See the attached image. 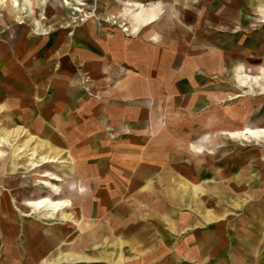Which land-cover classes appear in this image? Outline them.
Here are the masks:
<instances>
[{
	"label": "rangeland",
	"instance_id": "374dc122",
	"mask_svg": "<svg viewBox=\"0 0 264 264\" xmlns=\"http://www.w3.org/2000/svg\"><path fill=\"white\" fill-rule=\"evenodd\" d=\"M61 1L66 0H30V4L20 0V11L12 8L9 2L0 4V58L5 55L7 63L4 62L3 71L0 70V135L3 136L10 129L21 133L18 138L14 135L12 145L0 144V201L5 200L9 211L19 217L20 222L14 224L16 227L25 230L27 225H34L35 231L45 229V233L50 232L45 235L48 241L54 235L58 238L48 243L52 257L58 251H68L74 245L75 240L83 234L79 226L86 227L90 218L102 226L105 222L108 224V214L101 212L102 206L118 212L123 194H126L124 190H128L126 185L133 181L132 161L138 149L144 161L141 164L144 174L158 171L159 176V171H166V165L172 160L173 171L178 173L174 178L176 181L173 185L168 181L161 183L160 190L173 188L177 191V199L169 200L163 192L159 194V199L155 198L157 221L152 223V227H157V230L151 228L147 231L149 223L145 222L137 232L139 238L133 241L137 248L124 255L127 259L125 264H170L168 254H159L153 260L141 259L146 250L151 251L152 245H155V249L160 242L170 244L167 226L170 210L178 209L180 214L191 211L188 207L179 206L183 194L180 182L201 185L206 190L199 200L204 203L203 206L199 205L201 208H212L206 202L219 197L218 184L224 185L226 199H232L234 194L240 199L264 198V145H244L219 135L222 130L226 133L240 131L245 125L264 129V95L250 91L252 85L254 88L257 84L264 86V0H81V13L72 9L79 5L74 0H67L72 7L64 9L59 8ZM128 2L145 6L159 2L164 6V12L160 18L158 16L157 22L144 28L138 36H124L127 34L123 33L114 39L116 31H120L119 25L104 23L96 16L118 13ZM45 10L46 16L43 13ZM91 12L93 16L82 22L80 15ZM122 17L127 26L128 23L138 22L137 18H130L129 15ZM59 18L62 25L66 23L65 28L69 29H58ZM72 18L77 21V27L71 29L74 25L71 24ZM95 25H100L98 30L103 31L102 36L99 37L97 29L86 32L87 28ZM152 34H157L156 43L149 41ZM142 56L145 60H142ZM43 60L45 66L41 67ZM59 62H63L64 67H68L70 62L77 64L72 67L71 74L69 69L63 68L66 76L70 75L83 83V79L91 75L96 87L99 79H102L104 86L117 90L100 97L94 90L88 91L87 99L97 100V97V104L87 107L89 111L86 113L76 107L80 114H84V121L91 123L90 127L94 128L91 133L97 134V137L83 136L75 140L71 136L73 134L69 133L71 139L66 141V131L62 129L57 140L63 149V158L70 156L71 161L62 159L64 163L57 165L58 168L53 165L33 168L27 160L28 154L34 149L39 155L48 154L43 144L46 146L49 141L42 132L45 129L55 133L57 129L56 115L51 109L42 110V76L46 70L50 74L47 82H51L49 98L52 101L57 98L54 94L59 86L57 74L62 70L58 69ZM153 65L155 73L152 77L147 69ZM238 77H243L252 85L242 89ZM249 78L254 81H249ZM68 87L72 89V85ZM81 89H84L83 85ZM25 92L28 102L20 106L18 101L23 99ZM236 94L241 96L229 100V95ZM67 95L65 98L68 97L69 102L74 100V105L87 96L79 93L76 99L72 91L71 95ZM152 95L154 99L157 98L153 104L149 103ZM216 98L224 102L216 104ZM11 101L16 104L14 108L10 106ZM134 101L139 105H134ZM69 105L63 108V112L73 108L72 103ZM43 118L46 119V122L43 121L45 127H40ZM51 120L53 125L48 126ZM69 130L74 129L71 126ZM111 132H114V137L110 136ZM203 135H209L211 143L208 148L214 150L212 153L194 155L188 150V145ZM25 144L27 148L20 152L19 149ZM123 153L129 157L122 159ZM94 154L98 157L103 154V161L98 163V157ZM111 156L113 158L108 162L106 157ZM123 160L131 165V168L124 167L129 172L126 179L121 175L120 161ZM68 167L74 171L78 167L84 175L80 179L75 172L71 173V180L82 188L78 192L81 198L70 197L72 205L68 203L64 210L53 217H42V214L52 213L44 208L39 211L25 205L43 199L52 200L59 195L67 196L66 191L59 190V186L63 188L67 181L60 182L54 176L57 177L59 171ZM89 170L92 176H85V171ZM251 194L254 196L250 197ZM100 196L111 199L110 202L114 199L115 202L110 204L105 199L100 204ZM127 198L131 200L130 195ZM127 209L131 223L130 217L137 210L131 203ZM246 210L245 207L229 205L221 211H226L224 215L232 218L235 213L244 214ZM141 211L146 213L145 209ZM166 212L165 223L161 215ZM61 213L73 214L70 216L72 221L68 219L62 222ZM226 217L223 216V220ZM0 220L7 221L1 216ZM124 223V219H119L110 222V226L115 230L114 237L131 246L133 234L127 233L126 227L127 236L122 233L121 225ZM22 235V232L13 236L5 233L2 238L0 236V247L6 244L9 248L13 247L11 242L4 241L8 238L19 249L18 253L23 252L26 239ZM110 239L108 234L103 233L99 248L85 249L87 255L99 258L100 262L91 264H112L106 259L116 258L120 254L119 248L110 245ZM3 250L4 247L2 253ZM4 256L7 257L4 253L0 255V264L5 260ZM16 262L24 264V256L16 258Z\"/></svg>",
	"mask_w": 264,
	"mask_h": 264
},
{
	"label": "crops",
	"instance_id": "0c3cea01",
	"mask_svg": "<svg viewBox=\"0 0 264 264\" xmlns=\"http://www.w3.org/2000/svg\"><path fill=\"white\" fill-rule=\"evenodd\" d=\"M28 4H30V2ZM152 4H154V11L157 14V19L154 22H151V23L146 22L144 19H141V16L139 14V18L137 17L138 22L137 23H128V26H127V23L123 22V18H121V19L119 18V20H120L121 24H123V26L117 24V25H119L120 31H116L115 37L119 34L121 36L123 33L127 34V35L124 34V36L130 35V37H136L139 35V33L144 28H147L145 26H149V25H152L153 23L157 22L159 20L160 16L164 12V6L159 2L152 3ZM43 13L47 14V10H45ZM138 13H140V11ZM106 15H113V16H120L121 17V16L126 15V13H125V9H123V10L119 11L118 13H114V14L108 13V14H105V16ZM170 15L172 16V14H170ZM158 16H159V18H158ZM101 20L104 23H110L111 25H113V24L116 25V23H113V22H110V21H107L104 19H100V21ZM0 24H2V22H0ZM64 24L66 25V23H64ZM61 25H62V23H61V20L59 18L58 29H68V28H65V25L62 28ZM44 26L45 25L43 23V27ZM126 26L129 30L124 31V28H126ZM76 27L77 26L74 24L70 28L72 29V28H76ZM98 27L100 28V25H95L94 27L87 28L86 32H93L96 29H98ZM98 32H100L99 37L104 34L102 30H98ZM152 35H154V36H152ZM152 35L150 36L149 41H151L152 43H156L157 34H152ZM43 36H46V35L43 34ZM115 37H114V39H115ZM154 37H155V39H154ZM54 40L57 41L55 38H54ZM116 49H118V48H116ZM4 56L5 55H2V57L0 58V70H2V71H3L2 65L4 64V62L6 60V59H4ZM142 60H145L143 56H142ZM135 61H137V60H135ZM25 62H26V60H25ZM44 62H45V60L42 61L41 67L45 66ZM63 65H64L63 62L58 63V67H59L58 69L59 70L62 69V70H61V72L58 70L59 73L57 74L58 79H59L58 80L59 86L57 87V91L54 92V94L57 95V98H55L56 101H55V99H52V101H51L49 98V95H50V92H49L50 86L49 85H50V83L47 82V80H49L50 74L48 73L47 70L43 72V76H42L43 85L42 86H43L44 91L42 93V95H43L42 110L51 109V112L54 115H56L55 126H57V129H55V131H54L55 133L47 131L45 129L42 133H43V135L47 136V141H49V143H47L46 146H45V144H43L44 147H46L49 150L48 151L49 154L52 153V155H53V151L50 148H52V145H56L58 148V150H57L58 154H59L58 157L61 159H64V160L67 159L68 161H71L69 159L70 158L69 155H68L69 158H66V159L62 157L63 156V149L60 148V145H59L60 143L57 140L58 133H61V130L64 129V131H66V135H65V137H67V138H65L66 141H69L71 139V136H73L74 139L75 138L77 139L78 137L82 138L83 136L84 137H86V136L92 137L93 136L94 138L97 137V134L91 133L92 130L94 129V128L90 127L91 123L85 122L84 121V119H85L84 114H80V110L82 112L86 113L87 111H89L87 109V107H89V106L92 107L91 105H95L98 102L97 97H96L97 100H95V98L94 99L93 98L87 99L89 96V95H87V92L88 91L92 92V90H94V93H96L98 95V97H100L103 94H110L111 92H114L117 89H115L114 87L111 88L109 86H104L102 79H99L100 80V82L98 83L99 88L96 87L95 84L93 85V83H95V82L91 81V79H94V77H91V75L89 78L83 79V83L81 80H76L70 75L66 76V75H64L66 73H64L65 70H63V68L69 69V71H70L69 74H71L72 67H75L74 65H77V64H75V63L73 64L72 62H70L68 67H64ZM151 67L152 68L147 69V71H148V75L153 77L154 73H155V68H154L155 66L153 65ZM25 69H29V67H26ZM107 81H108V79H107ZM107 81H106V83H107ZM62 82L64 83V85L62 84ZM68 85H70V86L72 85V89H70L68 87ZM82 85L84 86V89H81ZM71 91H72V93L73 92L75 93L76 99H77V95L79 93H80V95H81V93H84L87 96L85 98H83V101L81 103L78 101V104L74 105V100L69 102V99H67L68 97L65 98V96H68L67 94L71 95ZM75 91H77V92H75ZM97 91H99V92H97ZM45 95L48 96L47 100H46ZM22 97H23V99L18 101V103H20V106H23V104H25V102H28L26 92H25V94H22ZM48 100H49V102H48ZM156 100H157V98L155 97V99H154V96L152 95L150 97L149 103L153 104ZM216 100L218 101V102H216V104H222L224 102L222 99L216 98ZM105 101H107V100H105ZM70 103L73 104V108H67V112H63V108L70 106L69 105ZM51 104H53L54 106L51 107ZM133 104L139 105L136 101H134ZM15 105L16 104L11 101V104H10L11 108H14ZM76 107H79L80 110L77 111ZM91 109L92 108H90V110ZM138 109H139V107H138ZM43 121L46 122V119H44V118L41 119L40 127L41 126L45 127V125L43 124ZM160 121H161V119H159V122ZM33 125H36V124H33ZM52 125H53V122L51 120L48 123V126H52ZM38 126H39V124H38ZM71 126L74 129L72 131L69 130ZM244 128H252V127L245 125L243 128L240 129V131H242ZM253 128H256V127H253ZM121 130L125 131L126 133L128 132L127 129H124V128H121ZM240 131L239 130L238 131H230V133H237ZM69 133L73 134V135L70 136ZM228 133L229 132L226 133V131L222 130L219 132V135L224 137L227 140L237 141L238 143H241V144L244 143V145H247V144H254V145L262 144V145H264V140H262V141L258 140L257 141L256 139H253V138H246V139L232 138L229 135H227ZM110 136L114 137L115 136L114 132L113 133L111 132ZM262 138H264V137H262ZM75 140H74V143H76ZM210 143H211V139L209 138V135H203L196 142H191L188 145V150L191 153H193L194 155H200L203 153H212L213 152L212 150H214V149L211 150V148H208V144H210ZM90 145L92 146V143ZM93 156L98 157V155H95V154ZM103 157H104V155L101 154L97 158V162L101 163L104 159ZM126 157L128 158L129 155H126L124 153L121 155L122 159H125ZM106 158H107V161L109 162V160H112L113 157L111 156L110 158H108V157H106ZM133 158H134L132 161V166H133V170H134V171H132L133 181L131 183H127L128 186L126 185L128 190H126V189L124 190L126 192V194H123V199L121 201V207L118 210V212L111 210L107 206H102L101 212H107V214H108V215H106L107 219L105 218L108 224L106 225V222H105L104 223L105 225L102 226L100 223H96V221H94V219L90 218V221H89V223H87L86 227L79 226V230L82 231L83 234H82V236H80V238H77L75 240V242L78 244H76L74 242V245H72L71 249H69L68 251H61L60 250L61 252L58 251L57 252L58 254L56 253V255L52 256V257H51V255H49V250L51 248H50V244L48 245V243L55 242L58 240V238L54 235L53 239L49 242L45 236L46 234H49V233H45L46 231L44 228H43L44 230L35 231L36 226H34V225H30V227L27 225L25 230H22V228L19 226L16 227L14 224L20 222L19 217L15 216L12 212L9 211V208L7 206L6 201L2 199L0 201V207H2V209H0V216L2 218H5L7 221L3 222L0 220V223H1L0 224V236H1V238L4 236L5 233H9L10 235L13 236L14 233L16 234V233L22 232V234H23L22 236L26 240H24L25 247L22 248L23 252L18 253L19 249L17 250L16 245L13 242V240L12 239L9 240L8 238H5L4 241L6 240V242H11L13 247L9 248V247H7V244L0 247V255H2L3 253H4V255H7V257L4 256L5 260L1 264H18L16 262V258L18 259L19 256H24V261H25L24 264H49L50 262H51L50 264H64L63 263V256L66 254L73 255L75 258H80L79 260H76V261L74 260V262L68 263V264H78V263L91 264V263H94V261L96 263H98V262H100V261H98L99 258L89 256L84 251H85V249H91V248L97 249V248H99L102 245L101 244L102 242L100 241V239H101V236L103 233H106L111 237V239L109 241L110 245H113V246L115 245L120 250V254L117 255L116 258L106 259V262L109 260L112 264H125L127 259L124 258V255L131 253L133 251V249L137 248V246L136 247L134 246L136 243H134L133 241H137V239L139 238L137 232L139 231L140 227L145 222L148 221L149 225L147 224L148 226H147L146 230L149 231L151 228H152V230H157V227H155V226L152 227V223H156V221H157L156 220L157 215H155V212L158 209H156L157 207H155L156 205L154 204L155 198L159 199L158 195L161 194V192H163L164 197H167L170 200H173L174 198L177 199V197H176L177 191L173 190V188L167 187V188H165L166 190L165 189L160 190V188H161L160 184L161 183H165L166 181H168V182L172 183V185H173V183L176 181L174 178H175V176H177L178 173L173 171V169H175V168L173 167L172 160L169 161L168 164L166 165L167 166L165 168L166 171H163V169L160 170L159 176H158V173H157L158 171L153 172V173L152 172H149V173L146 172V174H144L142 172L141 164L144 161L142 159L143 157L141 156V150L140 149H138V151H136V156ZM107 161L105 163H107ZM120 162L122 165L121 175L124 179H126V175L128 176L129 172L124 170V167L131 168V165H129V163L127 164L128 161L123 160ZM76 170H78V172ZM59 172L60 173L57 176L59 178L58 181H60V182H66L67 181L63 188L59 186V190L60 191H62V190L66 191L68 195L67 196L66 195H59L58 197H54V199H52V200H58V201L64 200V201L69 202L72 205L71 198L74 196L81 198L78 196V192L81 191L82 188H81V186L78 185L77 182H74L71 180V173L77 172V177L80 179H82L84 177V175L82 174V171L80 169H78V167L75 169V171L72 167H68L65 170L59 171ZM219 173H222V172H219ZM84 174H85V176H88V175L92 176L91 170H89V172L85 171ZM180 184L182 185L183 194L180 197L179 201L181 202V204H179V206L188 207V209H190L191 211L190 212H183L180 214L178 209L170 210V212H168L169 217H170V222L168 225L166 224L167 226H169L168 228L170 231V233H169L170 235L168 237L170 239V244L166 245L165 243L160 242L158 247L155 249H154L155 245H152L150 247L151 251L148 252L146 250L144 252L145 255L142 256L143 258L141 260H143V261L153 260V259H156L157 255H159V254H168V255H170V264H264V198L240 199V198L234 197V196H236L234 194L232 199H226L224 196L225 191H226L224 185L218 184L219 187L217 190V197L219 196L220 198L218 197V198H213L211 200L210 199L207 200L206 204H207V206H211L212 207L211 209H208L207 207L205 208V206L203 208H201L199 205L202 204V201L199 202V200H201L200 197L205 194L206 190L201 185H195L192 183H188L186 181L180 182ZM235 188L237 189L238 187L235 186ZM212 190H213V188H212ZM151 193H153V194H151ZM73 194H75V195H73ZM252 194L249 196L250 197L254 196ZM128 195L131 196V198H130L131 200H128V198H127ZM135 196H137V197H135ZM133 197H135V198H133ZM193 198L195 199V201L193 200ZM99 199L100 200L102 199L100 201V204L102 202H105V199H106V202L110 203V204H114V202H115L114 199L112 200V202H110L111 199L109 200V199H107V197L103 198V196H100ZM185 202H189V204L187 205ZM129 203H131L133 208H135L137 210V213L134 214L135 213L134 212L132 215V218L130 217L131 223H129V218L127 215L128 214L127 208H128ZM177 204L178 203H176V205ZM193 204H194V206L192 207ZM203 204H202V206H203ZM229 205L233 206L235 208L236 207H245V208H247V210L244 212V214L235 213V215L232 218L226 217V216H228V215H224L226 211H221V210L223 207L229 206ZM93 207H94V205L91 208H93ZM258 207H260V209H256ZM3 208H5V210H3ZM141 209H145L146 213L144 214V213H142V211L139 212ZM112 211L114 212V214L110 215L111 214L110 212H112ZM3 213H5V214H3ZM8 214H10V215H8ZM67 215H69V217H70L73 214L72 215L67 214ZM114 215H117V216L114 217ZM221 215L225 216L226 220H223V217ZM123 216L124 217L126 216L127 218H124ZM161 217L164 221L165 220L164 218L167 217V212L164 215H161ZM141 218L142 219L144 218L146 220L140 221L139 219H141ZM69 219H71V218H69ZM119 219H124V220L126 219L125 223L121 225L122 233L124 232V235L127 236L126 231H125V227H126V230H128L127 233L132 232V234H133L131 246L129 244H125L124 241L121 240L119 237L114 238V231L115 230L113 228H111L110 221L111 222L118 221ZM63 221H66V220H62V222ZM71 221H72V219H71ZM73 222H76V221L73 220ZM109 227H110V229H109ZM145 227H146V225H145ZM110 230H112V231H110ZM111 232H112V234H111ZM84 239H86V240H84ZM91 243H93V244H91ZM3 244H5V243H3ZM106 244H108V243H106ZM103 245H105V243ZM3 247H4V250L2 253ZM44 252H46V253H44ZM154 253H155V255H154ZM150 254H152V256ZM82 258H88L91 260H90V262H87L86 260H83ZM145 258H147V259H145ZM102 259H105V258H102Z\"/></svg>",
	"mask_w": 264,
	"mask_h": 264
},
{
	"label": "bare ground",
	"instance_id": "6f19581e",
	"mask_svg": "<svg viewBox=\"0 0 264 264\" xmlns=\"http://www.w3.org/2000/svg\"><path fill=\"white\" fill-rule=\"evenodd\" d=\"M77 4V7H73L72 9L77 12V13H81L82 10L80 8L81 6V0H74ZM6 2H9L11 4V7L14 8L16 11H20V0H0V4L2 5L3 3H6ZM26 3H29L30 0H25ZM127 6L124 7L125 9V13L126 15H129L130 18H139V14L141 16V19H144L146 22L148 23H151V22H154L156 19H157V14L155 13L154 11V4H150V5H142L140 3H137V2H128L126 3ZM259 4V3H258ZM46 6V5H45ZM68 6H71L69 4V2L66 0V1H61L59 2V8H62L64 9L65 7L67 8ZM72 7V6H71ZM133 8H136L135 10ZM140 11V13H138ZM39 12V11H38ZM9 13V12H8ZM6 15V14H5ZM46 16V14H45ZM93 16L92 12L91 13H88V14H83V15H80V17H83L82 19V22L83 21H86L87 19L91 18ZM98 17L99 19H104V20H107V21H110V22H113V23H116V24H119L121 26H123V24H121V22L119 21V18H123L122 16H113V15H104V16H96ZM46 18V17H45ZM34 20V19H33ZM130 20V19H129ZM37 21V19H36ZM128 21V20H127ZM14 22V21H13ZM79 23V22H78ZM71 24H77V21H74V19L72 18L71 19ZM154 24V23H153ZM65 24H63L62 26H64ZM29 26V25H28ZM150 26V25H149ZM119 27V26H118ZM147 27V26H145ZM35 28V27H34ZM69 29V28H68ZM125 30H127L126 28H124ZM98 30V29H97ZM26 33V32H25ZM122 34V33H121ZM120 35V34H119ZM130 36V35H129ZM154 36V35H152ZM115 37V36H114ZM155 39V37H154ZM43 70V69H42ZM22 71V70H21ZM63 73V72H62ZM65 73V72H64ZM142 73V72H140ZM35 75V74H34ZM49 76V75H48ZM30 78V77H29ZM58 78V76H57ZM238 83H239V86L242 88V89H245L246 87L252 85L247 82L246 79H243V77H238ZM249 81H254L253 78H249ZM36 82V81H35ZM256 82V81H255ZM257 82H258V78H257ZM51 83V82H50ZM67 83V82H66ZM102 83V82H101ZM103 85V84H102ZM211 87V86H210ZM99 88V87H98ZM256 88V89H255ZM253 87L250 86V91L253 90V92H256L257 95H264V86H262L261 84H257L256 87ZM101 89V88H100ZM40 90V89H39ZM48 91V90H47ZM242 92V91H241ZM40 93V92H39ZM41 94V93H40ZM242 94H246V92H242ZM46 96V95H45ZM241 95H235V96H229L230 100H234V99H237L238 97H240ZM244 96V95H243ZM55 97V96H54ZM57 97V96H56ZM39 98V97H38ZM68 99V98H67ZM98 99V98H97ZM49 102V100H48ZM84 105V104H83ZM82 105V106H83ZM62 106V105H61ZM64 106V105H63ZM8 112V111H7ZM59 118V117H58ZM60 126V125H59ZM57 128V126H56ZM57 131V130H56ZM58 132V131H57ZM20 132L18 130H8L7 132H5L2 135H0V144H6V145H12V142H11V139L14 137V135L18 138L21 136V133L19 134ZM57 135V134H56ZM227 135H229L230 137L232 138H238V139H246V138H253V139H256L257 141L258 140H264V129H252V128H244L242 131L240 132H237V133H228ZM14 140V139H12ZM30 142V141H28ZM11 143V144H9ZM248 143V142H247ZM25 148H27V144H25L24 146H22L19 151L22 152ZM52 151H53V155H49L48 154H41L39 155L40 153L37 152L35 149L31 151L30 154H28V161L29 163L31 164V166L33 168H41L43 165H53L55 166L56 168H58L57 165H61L64 163V161L59 158V154H58V148L56 145H52V148H50ZM49 151V150H48ZM61 155V154H60ZM27 156V155H26ZM63 157V156H62ZM126 161V160H125ZM137 161V160H136ZM3 166V165H2ZM173 169V168H172ZM168 170V169H167ZM2 171V170H1ZM0 171V172H1ZM78 172V170H76ZM172 171V170H171ZM76 172V174H77ZM81 173V172H80ZM55 179L58 177L54 176ZM76 184V183H75ZM48 185V184H46ZM187 185V184H186ZM194 186V185H193ZM169 188V187H168ZM191 188V187H190ZM74 190V189H73ZM166 190V189H165ZM71 191V190H70ZM154 191V190H153ZM173 191V190H172ZM171 191V192H172ZM162 193V192H161ZM175 193V192H174ZM153 194V193H151ZM187 194V193H186ZM72 195V194H71ZM75 195V194H73ZM159 196V195H158ZM137 197V196H135ZM133 197V198H135ZM177 197V195H176ZM170 200V199H169ZM187 201V200H186ZM189 201V200H188ZM27 202V201H26ZM69 202L67 201H64V200H51V199H43L39 202H34V203H30V202H27L25 205H30L32 206L33 208H35L36 210H39L41 211L42 208H44L45 210L47 211H50L52 213L48 214V213H45L44 215L42 214V217L43 216H54V214H57L58 211H62V209L64 210L66 208V206H68ZM142 204V203H141ZM97 205V204H96ZM145 205V204H144ZM147 205V204H146ZM152 207V206H151ZM147 208V207H146ZM145 208V209H146ZM148 209V208H147ZM150 209V208H149ZM148 211V210H147ZM2 214V213H1ZM5 214V213H3ZM136 214V213H135ZM10 215V214H8ZM111 215V214H110ZM5 216V215H4ZM117 216V215H116ZM141 216V215H140ZM222 216V215H221ZM15 217V216H14ZM60 217L62 220H68L70 217L69 215H67L66 213H61L60 214ZM120 217V216H119ZM153 217V216H152ZM223 217V216H222ZM149 218V217H148ZM215 218V217H214ZM44 220V219H43ZM126 220V219H125ZM141 220V219H139ZM146 220V219H145ZM154 220V219H153ZM207 220V219H206ZM210 220V219H209ZM96 221V220H95ZM156 221V220H155ZM111 222V221H110ZM148 222V221H147ZM75 223V222H74ZM94 224V223H93ZM158 224V223H157ZM131 226V225H130ZM98 229V228H97ZM110 229V227H109ZM128 229V228H127ZM23 230V229H22ZM112 231V230H110ZM25 232V231H24ZM50 233V232H49ZM112 234V232H111ZM45 235V234H44ZM115 238V237H114ZM83 240V239H82ZM86 240V239H84ZM51 241V240H50ZM49 241V242H50ZM78 241V240H77ZM114 241V240H113ZM79 242V241H78ZM92 242V241H91ZM47 243V242H46ZM45 243V244H46ZM76 243V242H75ZM88 243V242H87ZM44 244V243H43ZM78 244V243H76ZM86 244V243H85ZM93 244V243H91ZM42 245V244H41ZM49 245V244H48ZM96 245V244H95ZM43 247V246H42ZM91 247V246H90ZM49 248V247H48ZM71 249V248H70ZM129 249V248H128ZM131 249V248H130ZM47 252V251H46ZM44 252V253H46ZM61 252V251H60ZM131 252V251H130ZM123 253V252H122ZM58 254V253H57ZM152 256V254H150ZM149 255V256H150ZM155 255V253H154ZM60 256V255H59ZM150 256V257H151ZM146 257V256H145ZM152 258V257H151ZM150 258V259H151ZM80 258H75L73 255H70V254H66L63 256V263L64 264H68V263H72L74 262V260H79ZM83 260H86L87 262H90L91 259H88V258H82ZM147 259V258H145ZM144 259V260H145ZM99 261V260H98ZM38 262V261H37ZM95 262V261H94ZM48 263V262H47ZM51 263V262H50ZM49 263V264H50Z\"/></svg>",
	"mask_w": 264,
	"mask_h": 264
}]
</instances>
